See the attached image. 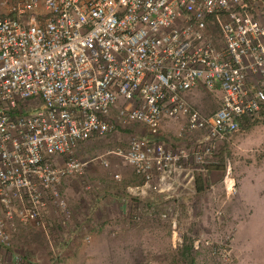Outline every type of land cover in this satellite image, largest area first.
<instances>
[{"label":"built area","instance_id":"built-area-1","mask_svg":"<svg viewBox=\"0 0 264 264\" xmlns=\"http://www.w3.org/2000/svg\"><path fill=\"white\" fill-rule=\"evenodd\" d=\"M198 87L216 99L213 112L183 98ZM263 107L264 0H0V264H38L13 248L18 225L41 230L47 264H62L75 229L62 179L81 183L91 163L107 168L105 156L115 157L140 179L126 190L131 200L153 213L174 206L215 146ZM180 117L187 145L166 148L159 126ZM127 123L145 133L79 157Z\"/></svg>","mask_w":264,"mask_h":264},{"label":"rangeland","instance_id":"rangeland-1","mask_svg":"<svg viewBox=\"0 0 264 264\" xmlns=\"http://www.w3.org/2000/svg\"><path fill=\"white\" fill-rule=\"evenodd\" d=\"M193 91L189 105L201 114L213 112L216 99L202 88ZM136 125H119L104 138L87 141L79 157L88 160L125 148L131 135H139ZM181 126L167 127L165 137L173 142L182 139L177 136ZM92 164L88 168L93 167L94 174L108 176L115 169ZM202 167L204 172L193 176L190 194L177 196L171 202L174 206L160 203L158 218L150 217L152 225L147 222L142 227L145 221L134 220L117 241H101L97 233L94 237L99 240L68 241L58 260L62 264H264V107L253 118L241 119ZM91 180H77L75 187L85 193ZM165 213L168 217L159 219ZM46 220L52 227L49 235L58 236L56 217ZM47 245L41 230L16 226L12 246L17 252H28L38 264H47L51 259Z\"/></svg>","mask_w":264,"mask_h":264},{"label":"crops","instance_id":"crops-1","mask_svg":"<svg viewBox=\"0 0 264 264\" xmlns=\"http://www.w3.org/2000/svg\"><path fill=\"white\" fill-rule=\"evenodd\" d=\"M193 96L195 97V93L192 90L189 93H185L183 98L190 104V98ZM184 121L185 119L180 117L176 121L169 120L162 122L159 126L156 140L169 149L176 146L187 145V142L182 139L173 142L168 140L164 135V131L167 127L175 128L183 124ZM135 131L137 134L145 133L144 127L140 124L136 125ZM59 161H61V159ZM107 162V168H115L112 170L111 174H117L119 177V181L116 183L110 182V179H112L111 174L104 176L103 173L95 172L97 174L96 176V174L93 173L95 170L93 167H87L88 169L86 168L84 170L85 178H88V182L89 178L92 179L90 184L85 186L88 187L85 193L82 192L81 188L75 187L77 181L76 176L62 179L59 183L58 190L66 199L70 212V220L75 226L74 231L67 234V237H70V241H80L83 240L85 236L88 242L93 241L96 233L103 239L97 238L95 240L101 239V241L104 242H106V240L117 241L119 240L118 238L122 236L121 234L126 227L132 224L136 209L139 213V224L145 221L142 227L146 226L145 224L147 222H149V225H152V222H150L152 219L150 217L153 212L139 206L137 204L138 201L135 199L131 200L126 193L127 188L138 184L140 179L133 175L131 168L119 161V159L111 157L107 159ZM90 165L92 166L94 164L91 163ZM95 176L96 179L93 180ZM152 203L156 204V202ZM152 203L148 202L147 205L153 206ZM156 206H158V204H156ZM43 216H45L46 219L55 217L53 209L50 208L48 204L47 207L44 208ZM155 216L157 217L156 214ZM155 220L157 219H154V221ZM112 235H115V237H112Z\"/></svg>","mask_w":264,"mask_h":264},{"label":"trees","instance_id":"trees-1","mask_svg":"<svg viewBox=\"0 0 264 264\" xmlns=\"http://www.w3.org/2000/svg\"><path fill=\"white\" fill-rule=\"evenodd\" d=\"M251 118H253V117H251ZM251 118H250V119H251ZM196 174H199V172L195 173V175H196ZM118 181H119V180H113V179H110V182H111V183H116V182H118ZM132 186H133V185H132ZM200 188H201V185L198 184V190H201ZM189 194H190V193H187V194H184V195H180V197H184L185 195H189ZM154 210H155V211H154L153 214H156V213L159 212V211L157 210V208H155Z\"/></svg>","mask_w":264,"mask_h":264}]
</instances>
